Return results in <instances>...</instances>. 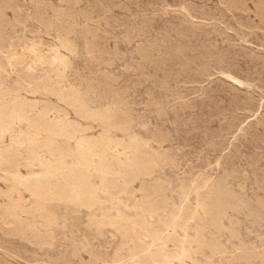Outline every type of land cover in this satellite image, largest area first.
Here are the masks:
<instances>
[{
	"label": "rangeland",
	"instance_id": "374dc122",
	"mask_svg": "<svg viewBox=\"0 0 264 264\" xmlns=\"http://www.w3.org/2000/svg\"><path fill=\"white\" fill-rule=\"evenodd\" d=\"M152 263L264 264V0H0V264Z\"/></svg>",
	"mask_w": 264,
	"mask_h": 264
},
{
	"label": "bare ground",
	"instance_id": "6f19581e",
	"mask_svg": "<svg viewBox=\"0 0 264 264\" xmlns=\"http://www.w3.org/2000/svg\"><path fill=\"white\" fill-rule=\"evenodd\" d=\"M4 51H5V50H4ZM29 68H30V67H29ZM29 68H28V69H29ZM12 143H13V142H12ZM173 224H174V223H173ZM152 246H155V245H152ZM156 248H157V247H156ZM150 249H152V248H150ZM159 249H160V248H159ZM149 251H150V250H149ZM146 252H147V251H146ZM146 252H145V253H146ZM145 253H144V254H145ZM147 253H148V252H147ZM153 256H154V255H153ZM164 256H165V255H164ZM143 257H144V256H143ZM159 259H160V258H159ZM158 261H160V260H158ZM150 262H151V261H150ZM154 262H155V261H154ZM158 263H159V262H158ZM158 263H157V264H158ZM152 264H153V263H152Z\"/></svg>",
	"mask_w": 264,
	"mask_h": 264
}]
</instances>
